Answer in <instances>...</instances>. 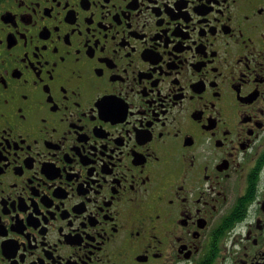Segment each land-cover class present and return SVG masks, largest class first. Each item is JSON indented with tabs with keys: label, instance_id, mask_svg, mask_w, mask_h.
Returning <instances> with one entry per match:
<instances>
[{
	"label": "flooded vegetation",
	"instance_id": "af4514ba",
	"mask_svg": "<svg viewBox=\"0 0 264 264\" xmlns=\"http://www.w3.org/2000/svg\"><path fill=\"white\" fill-rule=\"evenodd\" d=\"M0 264H264V0H0Z\"/></svg>",
	"mask_w": 264,
	"mask_h": 264
}]
</instances>
